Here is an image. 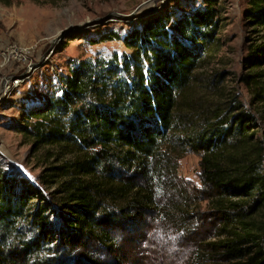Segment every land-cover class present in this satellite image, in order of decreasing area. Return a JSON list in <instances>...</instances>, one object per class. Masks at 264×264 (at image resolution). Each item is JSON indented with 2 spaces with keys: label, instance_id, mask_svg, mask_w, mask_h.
<instances>
[{
  "label": "trees",
  "instance_id": "1",
  "mask_svg": "<svg viewBox=\"0 0 264 264\" xmlns=\"http://www.w3.org/2000/svg\"><path fill=\"white\" fill-rule=\"evenodd\" d=\"M226 12L205 0L172 21L145 16L123 39L132 55L81 60L59 95L24 115L40 187L0 174V264L52 243L112 253L119 232L149 218L178 235L204 221L194 264H264V0L246 2L245 72L232 88L208 69ZM188 153L199 157L198 189L177 176Z\"/></svg>",
  "mask_w": 264,
  "mask_h": 264
},
{
  "label": "rangeland",
  "instance_id": "2",
  "mask_svg": "<svg viewBox=\"0 0 264 264\" xmlns=\"http://www.w3.org/2000/svg\"><path fill=\"white\" fill-rule=\"evenodd\" d=\"M227 12L222 28V46L212 64L227 74L224 85L232 88L244 71L247 30L242 19L247 0H220ZM205 0H0V51L14 44L22 48L18 59L0 56V174L17 176L40 187L41 163L30 157L18 126L24 115L47 97L60 94L62 80L81 60L109 59L134 53L124 37L145 16L157 12L170 15L204 5ZM142 3L143 6L136 9ZM170 25V22L168 23ZM87 25L86 27H83ZM77 26L83 28H76ZM172 31L171 26H168ZM18 80L4 91L3 84ZM6 80V81H4ZM243 101L249 100L239 86ZM179 179L200 188L199 157L188 153L177 162ZM46 193L44 192V195ZM202 209L204 205L202 204ZM52 230L57 219H50ZM148 226L137 231L119 232L115 252L81 242L40 245L39 256L22 257L19 264H194L193 250L207 236L204 221L193 225L192 232L176 234L158 227L149 218ZM56 232V230H55ZM60 233H55L56 239ZM58 240V239H57Z\"/></svg>",
  "mask_w": 264,
  "mask_h": 264
},
{
  "label": "built area",
  "instance_id": "3",
  "mask_svg": "<svg viewBox=\"0 0 264 264\" xmlns=\"http://www.w3.org/2000/svg\"><path fill=\"white\" fill-rule=\"evenodd\" d=\"M22 51H23L22 48H19L14 44H8L1 49L0 56L3 57L4 59H18ZM17 82L18 80L12 79L11 82L4 83L2 88L5 87L4 91H7L8 88L11 89V85L16 84ZM4 94L5 93L1 95L2 98L4 97Z\"/></svg>",
  "mask_w": 264,
  "mask_h": 264
},
{
  "label": "water",
  "instance_id": "4",
  "mask_svg": "<svg viewBox=\"0 0 264 264\" xmlns=\"http://www.w3.org/2000/svg\"><path fill=\"white\" fill-rule=\"evenodd\" d=\"M143 4H145V3H142L141 5H139L136 9H138L139 7H141V6H143ZM87 25H84L83 27H86ZM83 27H79V26H77L76 28H78V29H80V28H83Z\"/></svg>",
  "mask_w": 264,
  "mask_h": 264
}]
</instances>
